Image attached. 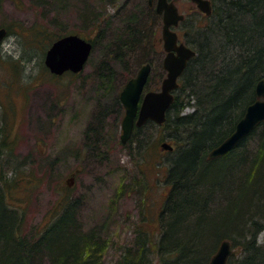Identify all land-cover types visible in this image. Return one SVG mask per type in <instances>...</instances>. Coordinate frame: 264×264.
Listing matches in <instances>:
<instances>
[{"label": "trees", "instance_id": "1", "mask_svg": "<svg viewBox=\"0 0 264 264\" xmlns=\"http://www.w3.org/2000/svg\"><path fill=\"white\" fill-rule=\"evenodd\" d=\"M118 1L117 11L124 3L107 0L109 3ZM213 2L211 16L193 15L200 23L188 38L197 55L187 66L166 121L157 124L149 120L135 127L127 143L119 141L134 159H149L148 149L153 137H144L142 133L146 124H152L165 130L159 140L174 146L169 161L156 159L155 171L162 172L171 187L158 213L160 231L144 230V245H138L135 250L125 248L120 264H209L223 239L230 240L236 250L229 264H264V238L262 242L258 240L264 230V122L226 155L210 156L211 150L234 131L247 106L257 99L256 84L264 78V0ZM100 7L85 5L81 17L90 20L85 24L88 27L61 32L45 41L43 52L59 37L76 33L92 42L90 60L98 40L104 38L117 16L109 15L102 5ZM151 10L156 18V11L149 2L137 5L118 18L120 23L112 32L113 39L104 48L109 55L104 56V53L97 66L102 84L110 83L116 75V63H126L128 54L142 43H150L142 23L146 14L152 16ZM33 31V27L20 31L32 46L42 34L47 36L48 30L39 27L37 35ZM111 54L114 55L111 57ZM146 62L153 64L154 60L148 59L142 64ZM127 64L124 69L130 70ZM127 74L130 75L125 83L132 73ZM151 80L152 73L149 84ZM119 94L118 89L113 100L120 108L118 113H122L118 118L121 122L124 107ZM187 105L195 110L182 114ZM90 128L93 134L87 141L94 153L99 150L98 142L108 146L114 135L118 137L112 133L108 139L102 127L97 129L92 125ZM254 140L256 152H248ZM5 195L6 190L1 186L0 264H41L46 254L50 264L103 262L107 240L98 229L90 232L79 229L72 204L55 212L50 223L27 238L24 215L18 217L17 209L7 205ZM153 251L156 259L150 256Z\"/></svg>", "mask_w": 264, "mask_h": 264}, {"label": "rangeland", "instance_id": "2", "mask_svg": "<svg viewBox=\"0 0 264 264\" xmlns=\"http://www.w3.org/2000/svg\"><path fill=\"white\" fill-rule=\"evenodd\" d=\"M176 1L190 10L188 5L191 2ZM122 2L124 5L121 8L118 5L120 9L117 11L119 1L1 0L0 10V26L8 30L0 43V108L4 113L3 117L0 115V127H4L0 142L9 141L1 160L0 180L6 190V203L17 209L18 217L24 215V235L27 238H32L37 229L50 223L55 212L72 204L79 229L89 232L98 229L108 242L101 264H120L125 248L135 250L138 245H144V230L160 231L158 213L171 188L163 173L155 171L156 159H168L173 153L162 147L164 140H159L165 130L146 124L142 134L153 137L148 149L150 158L134 159L128 148L121 144L118 118L122 113H118L120 108L113 100L115 92L121 91L130 75L127 73L131 71L130 77H133L148 59L154 60L149 87L156 89L160 86L165 73L159 16L155 18L152 10V16L145 15L142 25L150 43H142L126 56L130 70L124 69L125 62H119L115 64L116 75L110 83L102 84V77L98 76V63L109 55L104 48L113 39L112 32L120 23L118 18L149 1ZM87 4L99 9L102 5L111 16L115 13L114 23L104 38L98 40L91 59L79 75L67 72L55 77L44 62L45 41L66 30L88 27L85 24L90 20L81 17ZM29 27L34 28V35L39 32L37 28L45 27L47 36L42 34L32 46L31 41L27 42V38L20 35V31ZM25 92L28 95L26 103ZM194 110L192 105H187L182 114ZM4 116L12 127L5 129ZM92 125L97 129L102 127L108 139L112 133L118 135H114L108 146L98 142L96 148L102 154L94 153L88 144L87 140L93 134V128L89 129ZM13 134L17 136L15 144ZM254 145L256 140L250 144L248 152H256ZM263 238L264 230L259 235V242ZM153 253L151 257H155ZM50 262L49 255H44L41 264Z\"/></svg>", "mask_w": 264, "mask_h": 264}, {"label": "water", "instance_id": "3", "mask_svg": "<svg viewBox=\"0 0 264 264\" xmlns=\"http://www.w3.org/2000/svg\"><path fill=\"white\" fill-rule=\"evenodd\" d=\"M193 1L206 14L212 12L210 0ZM157 12L163 14L162 38L166 52L163 65L167 70V75L158 90L145 91L152 69V64L147 62L122 88L120 100L125 114L121 124L120 140L123 143L129 141L135 126L140 127L148 120H153L158 124L166 121L167 112L174 101V91L179 86L178 78L185 70L188 60L196 54V51L185 43H178V35L172 29L184 17L179 13L175 3L168 0H157ZM6 34L7 29L0 28V41ZM92 49L93 44L90 40L79 34L70 33L52 42L45 53L44 61L53 74L61 75L66 71L78 73L85 68ZM256 94L258 98L247 106L245 113L236 123L234 131L211 150V157L227 154L261 122H264V78L257 82ZM161 145L168 150L173 149L167 141L162 142ZM233 252L230 241H223L211 257L209 264H229Z\"/></svg>", "mask_w": 264, "mask_h": 264}, {"label": "flooded vegetation", "instance_id": "4", "mask_svg": "<svg viewBox=\"0 0 264 264\" xmlns=\"http://www.w3.org/2000/svg\"><path fill=\"white\" fill-rule=\"evenodd\" d=\"M148 1H149V5L152 6V8L156 11V14L159 16L160 22L162 23V27H163V23H164L163 22V14L157 12V0H148ZM168 1L174 2L175 5L178 8L179 13L184 16L183 19L179 20V22L177 23V25H175V26L172 27V29L178 35V43H182L183 42L186 45H188L189 47H191L192 49H194L196 51V54L193 57H195L197 55V50L195 48H193V46L189 43V38L188 37H189V35H191L192 30H194V28H196V26L200 22H198L197 19H194L193 18V15L195 13H198L200 17H202V16H206V17L211 16V14L213 12V9H214V4H213L214 2H213V0H210L211 1V5H212V12L210 14H206V12L202 11L198 7V4L196 2H194L193 0H187L188 2H191V4L188 5L189 6L188 9H190V10L184 9V7H186V5L185 4H180L176 0H168ZM190 25H193V27H189ZM2 27H4V26H0V28H2ZM7 34H8V32H7ZM161 39H162V52L164 53V56L162 58V66H163V70H164V73H165V76H166L167 75V70L165 69V67L163 65V61H164V57L166 55V52H165V49H164L163 38H161ZM193 57H191L188 60L187 66L189 65V63L193 59ZM187 66H186L185 70L183 71V73L181 74V76L178 78L179 86L181 84L182 77H183L184 73L186 72ZM152 72H153V64H152L151 73ZM151 73H150V75H151ZM165 76L162 77V80L165 78ZM149 78H150V76H149ZM148 82H149V80H148ZM149 85L150 84L147 83V87H146L145 91H147V90H158L160 88V86H159L156 89H152V88L149 87ZM160 85H161V83H160ZM179 86H178V88H179ZM178 88L174 91V95H175V92L178 90ZM28 90H30V89H28ZM28 90L26 92H28ZM26 92L24 94L25 103H26V101H28V97H27L28 95L26 94ZM13 97H14L13 99H15V96H13ZM1 105H2V101L0 100V106ZM31 108H33V106ZM34 109H35V107H34ZM0 115H1V117H3V115H4V113L1 111V108H0ZM15 117H16V113H15ZM4 122L7 123V127L5 129H8V126L9 127H12L11 123L8 122V120L6 119L5 116H4ZM15 123H13V125H15ZM3 129H4V127H0V139L3 136V133H2ZM15 135L16 134H13V137H12L13 138L12 141L14 142V144L16 142V140H14V139L17 138V136H15ZM8 144H9V141L6 142L5 140H3V143L0 142V170H1V160L3 159V156L5 155V152H6V149L8 147ZM12 147L14 149V146H12ZM71 183L72 182H70L69 184H71Z\"/></svg>", "mask_w": 264, "mask_h": 264}, {"label": "bare ground", "instance_id": "5", "mask_svg": "<svg viewBox=\"0 0 264 264\" xmlns=\"http://www.w3.org/2000/svg\"><path fill=\"white\" fill-rule=\"evenodd\" d=\"M189 27H193V25H190ZM255 89H256V88H255ZM256 96H257V94H256ZM257 98H258V97H257ZM245 111H246V110H245ZM244 113H245V112H244ZM218 145H219V144H218ZM218 145H217V146H218ZM67 207L69 208V204L67 205ZM226 240H228V239H223V240L221 241L220 245L223 243V241H226ZM229 241H230V240H229ZM230 243H231V242H230ZM220 245H219V247H220ZM219 247L217 248V250L219 249ZM217 250H216V251H217ZM233 250H234V249H233ZM233 253H234V252H233ZM213 255H214V254H213ZM213 255H212V256H213ZM210 260H211V259H210ZM209 262H210V261H209Z\"/></svg>", "mask_w": 264, "mask_h": 264}]
</instances>
